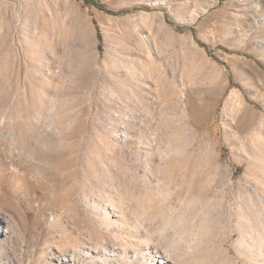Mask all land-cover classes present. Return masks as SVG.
<instances>
[{
	"label": "rangeland",
	"instance_id": "obj_1",
	"mask_svg": "<svg viewBox=\"0 0 264 264\" xmlns=\"http://www.w3.org/2000/svg\"><path fill=\"white\" fill-rule=\"evenodd\" d=\"M85 1L0 0V264H264V0Z\"/></svg>",
	"mask_w": 264,
	"mask_h": 264
},
{
	"label": "bare ground",
	"instance_id": "obj_2",
	"mask_svg": "<svg viewBox=\"0 0 264 264\" xmlns=\"http://www.w3.org/2000/svg\"><path fill=\"white\" fill-rule=\"evenodd\" d=\"M1 213H2V211H1ZM162 255L163 256H161V257L164 259L156 260V264H174L171 262L172 257L169 254H167L165 251H162Z\"/></svg>",
	"mask_w": 264,
	"mask_h": 264
},
{
	"label": "trees",
	"instance_id": "obj_3",
	"mask_svg": "<svg viewBox=\"0 0 264 264\" xmlns=\"http://www.w3.org/2000/svg\"><path fill=\"white\" fill-rule=\"evenodd\" d=\"M85 2H86L87 4H90V3L95 4L94 2H96V1H95V0H91V1H90V0H86Z\"/></svg>",
	"mask_w": 264,
	"mask_h": 264
}]
</instances>
